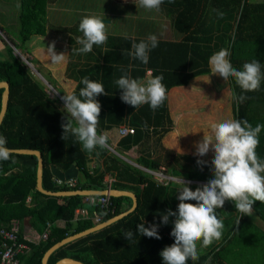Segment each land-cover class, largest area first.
<instances>
[{
    "label": "trees",
    "instance_id": "1",
    "mask_svg": "<svg viewBox=\"0 0 264 264\" xmlns=\"http://www.w3.org/2000/svg\"><path fill=\"white\" fill-rule=\"evenodd\" d=\"M19 2L18 35L14 28H10L11 32L1 30L12 36L10 43L14 47L24 49L33 37L45 36L50 29L46 11L50 0ZM155 12L163 19H159V25L168 27L167 37L152 25L155 14L151 11L148 12L152 16L151 21H143L149 25L138 21L143 24L141 28L136 27L141 37L107 36L105 44L94 46L93 51L87 54L77 51L81 47L76 43L77 37H81L78 29L64 28V32L71 34L67 76L77 82L72 94L79 96L80 89L84 87L81 83L84 77L102 83L107 95L97 97L101 104L98 133L128 123L135 133L121 139L118 152L131 150L153 139L157 143V152L153 154L151 149L141 152L136 159L139 166L151 170L164 167L170 174L184 177L189 182L207 183L212 178L210 162L176 154L161 145V140L174 127L168 93L173 88L189 87L197 78L212 74L209 58L222 48L229 50V60L237 70H242L244 63L258 60L264 72V0H174L172 3L164 0L160 10ZM219 12L223 13V18L218 16ZM56 31L62 32L58 28ZM147 34L157 36L159 44L149 52V62L144 64L128 53L132 51L131 44L147 40ZM90 61L94 63L90 64ZM149 71L152 78L155 75L164 77L162 83L166 86L167 98L163 106L153 111L148 104L135 109L124 103L120 99L122 90L118 89L115 81L122 75L141 81ZM228 81L232 91L233 118L247 120L253 127L264 125V80L259 91L252 92H242L232 77ZM0 82H8L10 86L0 135L6 137L7 147L11 149H32L42 153L44 189L52 192L103 191L111 187L132 190L138 199V207L133 213L59 248L50 256L49 264H56L66 257L85 264H163L160 252L175 242L170 235L175 217H170L167 225L161 223V218L168 209L178 210L177 186L173 182L167 185L156 183L139 167L110 153L107 148L86 152L71 133L65 134L63 139L62 124L65 117H70L61 107L60 100L51 98L43 85L34 79L10 44H6L0 53ZM2 93L3 89H0V111ZM234 94L245 95L248 99L238 103L233 99ZM256 151L264 160V128L259 133ZM92 157H104L103 165L92 167ZM198 159L207 163L198 165ZM12 160L15 162L0 164V227L11 229L14 223L23 224L28 219L42 235L47 223L50 224L48 239L38 244L29 243L31 251L20 257L21 264H41L44 254L53 245L97 225L95 214L100 216L99 223H102L132 207V199L126 196L110 197L112 212H106L99 204L86 202V196L42 194L37 190V157L14 153ZM73 163L79 171L78 178L72 185L58 183L51 166L65 171ZM107 175L116 178L111 186L105 182ZM188 186L192 190L197 187L193 184ZM78 209L81 211L79 218L76 215ZM253 209L252 216H241L234 203L226 201L223 208L217 209L218 218L224 223L222 239L214 242L207 254L199 255L197 261L189 259L187 264H237L233 259L230 262L227 256L230 252L237 259L244 256L248 264H264V204L256 201ZM141 223L145 227L158 224L161 239L136 234L127 241L123 233L128 230L136 233L137 225ZM21 231L22 226L18 235L20 242H24Z\"/></svg>",
    "mask_w": 264,
    "mask_h": 264
},
{
    "label": "clouds",
    "instance_id": "2",
    "mask_svg": "<svg viewBox=\"0 0 264 264\" xmlns=\"http://www.w3.org/2000/svg\"><path fill=\"white\" fill-rule=\"evenodd\" d=\"M169 3L174 0H168ZM164 0H138V5L146 10L159 11ZM21 5L18 3L17 8ZM218 16L223 18V13ZM79 31L82 36L76 43L81 45L77 49L79 53L87 54L93 51L94 46H101L107 42V25L98 16H85L79 23ZM157 36L149 35L147 40L131 44L132 51L128 54L142 63L149 62V52L158 47ZM46 55L53 65L61 64L66 55L57 54L55 44L48 46ZM230 52L222 48L213 53L209 58L212 74H218L227 81L230 77L242 92L259 91L261 81L264 80L261 63L258 60L244 63L242 70L233 67L229 60ZM163 75H155L147 82L140 81L122 75L115 81L121 91L120 99L133 106L135 109L148 104L155 111L163 106L167 98L166 86L162 83ZM84 85L76 94H68L62 97L64 109L68 117L62 124L63 139L65 134L71 133L82 145L86 152H93L97 148L103 150L108 147V134L98 133L100 122L101 104L97 100L100 95H107L102 83L84 77L81 81ZM238 103L248 99L245 95H233ZM264 125L257 124L253 127L247 120H225L211 125L203 139L196 144V155L203 157L212 151L214 158L211 161L212 178L207 183L192 190L185 180L176 182L182 187L177 191L179 195L178 210L168 209L162 214L161 223L167 225L170 217H175L170 233L174 237V243L166 246L161 252L163 264H187L188 260L197 261L199 252L198 242L207 248L214 242L222 239L224 223L218 218L217 209L223 208L226 201L234 203L236 211L241 216H252L253 205L256 201L264 204V160L257 154L259 145V133ZM14 150L7 147V139L0 135V164L11 161ZM206 161L197 160L198 165L206 164ZM186 201H195L188 203ZM158 224L144 223L137 225V232L125 231L123 236L127 241L134 235H142L148 238L161 239L158 234Z\"/></svg>",
    "mask_w": 264,
    "mask_h": 264
},
{
    "label": "rangeland",
    "instance_id": "3",
    "mask_svg": "<svg viewBox=\"0 0 264 264\" xmlns=\"http://www.w3.org/2000/svg\"><path fill=\"white\" fill-rule=\"evenodd\" d=\"M94 1H96V3H93ZM1 2H6L7 5L9 6L12 5L13 8L10 7L9 9H7V16L9 15L8 17L9 19H11L10 21H12L14 26H17L18 13L16 11L17 8L15 6V3L13 4L12 0H11V3L9 0H2ZM63 5H64L65 10H67L68 12H71L70 17L72 18L75 17V14L73 13L74 11L76 12L77 9L81 11V9L79 8L81 5L86 6L85 11L88 10V12L90 11L94 12L96 10L100 11L102 9H105L106 11V10L111 9L112 11H115L117 13L120 11L122 12L124 11L126 13L128 12L136 13L138 12L136 9L140 7V6L139 7L137 6V8L136 6H129L125 8L110 7L109 3L107 5L104 4V0H63L62 6ZM140 9H142V11H140L142 13L141 14L137 13L136 16L137 17L142 16V22H143L145 21V17H143V15L145 14L146 16L148 12H151V11L146 10L143 7ZM153 11L155 14V19L153 18L155 23L152 25L157 26V29L160 30L161 34L167 35L168 27L166 25L163 26V24L159 25L160 24L159 19H162V17L159 15V13L157 14L155 10H152V12ZM68 12H65V13H68ZM93 16L95 15L93 14ZM61 20L63 21V18H61ZM124 20L125 19L123 18L121 19L111 18L113 25L111 24L112 28L110 30L114 32V35H120L118 33H123V29L127 31V29L128 30L136 29L137 26L138 28H141L143 24L149 25V23H145V22H143V24L142 23L140 24V22L138 23L130 22L129 23L127 21L121 24L119 22V21H124ZM130 20H135V18H130ZM62 21H59L58 25L60 23L64 25L65 23V26L74 27L72 22L70 21L62 22ZM106 25H107V29H109L108 27L111 26L109 23ZM18 30H19V27L17 26L16 27L17 35H18ZM131 33L134 34L133 30L131 31ZM3 35L4 34H2L1 37ZM147 35L149 36V34ZM4 39L1 40L3 43L0 44V47L4 48V45L6 44L8 45L10 44L11 46H13L10 43V40H7V39L4 40ZM37 43L42 44L40 45V47H45L47 44L52 45L54 43L56 47L55 49H57L55 51H59V52L61 51L59 49L63 47L64 49H67L68 44H69L67 40V36H62V38L60 39L59 37L48 39V40H45V38L39 39ZM57 47H60V48L58 49ZM2 48L0 49L2 50ZM24 49H21V52H17V51L15 52L22 60L23 58L31 57L30 55H27L25 51H23ZM41 51L43 52V53L42 52L40 53L41 55L35 56L38 60L37 62L39 66H37L36 62L32 60V63L35 66L34 67L28 66L29 68L28 67L27 68L30 69L29 71L31 72L34 79L39 81L43 85V87L47 90V92L51 94L50 95L51 97L58 98L60 100L61 105H62L61 107L64 108V102L61 100L62 94H65V93L67 94L70 88L69 87L65 88L64 84L62 85L59 82L57 84L54 83L48 76H46L43 73V71L41 70V67L43 68L41 64L42 61H44L43 58L45 59V61H47V63L50 62V60L48 56L46 55V51H47L46 48H44ZM65 53H66L65 54L66 60L69 62L68 52H65ZM66 60H64L62 63L65 64ZM54 73L56 74V72ZM61 76H62V71H61ZM57 77H58V74H57ZM59 81H61L60 78H59ZM54 84H56V86ZM173 92L174 93L171 97L172 101H170L171 110L173 112V116L180 117L181 122H180V129H179L180 135L178 136L174 135L175 137L173 138L175 139L172 142L179 143L180 144L178 146L179 149L180 150L183 149L185 152H188L190 154L188 156L202 158L211 163L212 159L214 158V153L212 151H209V153L206 154L205 156L199 157L196 155V144L203 139L204 132L207 133L210 130L212 124L220 123L225 120L234 119L233 111H232L233 109L232 91L230 89L229 81L228 80L225 81L223 77L219 76L218 74H210L204 78H200V79L193 81V85L190 86V88H184L182 90L173 91ZM179 179H182V177L177 178L176 181ZM183 179L185 180V182H189L185 178ZM190 184H193L198 187L202 184H205V182L194 181V182H190Z\"/></svg>",
    "mask_w": 264,
    "mask_h": 264
},
{
    "label": "crops",
    "instance_id": "4",
    "mask_svg": "<svg viewBox=\"0 0 264 264\" xmlns=\"http://www.w3.org/2000/svg\"><path fill=\"white\" fill-rule=\"evenodd\" d=\"M1 1H0V41L2 39H4V38H5L4 40H6V39L10 40V38H12V36H10V34L6 33L7 31H3L1 29L3 28L5 30H8L9 32H11L13 30V28H14L13 31H16V27L17 26H14L12 21H10L11 19H9V17H8L9 15L7 16V9H9L10 7L11 8H13V7H12V5L9 6V5H7L6 2H1ZM9 1L11 3V0H9ZM12 3L13 4L15 3L16 8H17V4L18 3L20 4L19 0H15V2H14V0H12ZM93 3H96V1H94ZM108 3L110 5V7H116V8H121V7L125 8V7H129V6H136V8H137V6L139 7L138 0H104V4L107 5ZM62 4H63V0H50V2L47 4V8H46L48 26L50 27V29L47 31L45 36L33 37L29 42H27L25 44V49L23 51H25L27 53V55H30L32 57V58L30 57L31 58V63H32V60H34L36 62V64H37V66H39V64H38V62H37L38 60H37V58L35 56L41 55L40 54L42 52L41 50H43L44 48H46V50H47L48 46H50V45L47 44L45 47H40V45H42V44L41 43H37V41L39 39H44L45 38V40H48V39H53V38H58V37L60 39V38H62V36H67V40H68L69 37L71 36V34L68 33L67 31H65V32L63 31L64 28H69L70 26H65V23H64V25L62 23H60L58 25V22L62 21L61 18H63L62 22H68V21L72 22L74 27H76L78 29V31H79V23L82 20V18L85 17V16H88V15L93 16V14L95 16L103 18L102 20H104L106 24L109 23L110 25L112 24L111 18H117V19L123 18V19H125L124 21H119L121 24H123L126 21L129 22V23L130 22H136L137 23L138 21H142V16L141 17H137L136 16L137 13H140V14L142 13V12H140V11H142V9H139V8H142V7H139L138 9L135 8L138 11L136 13H130V12L126 13L124 11L123 12L120 11V12L117 13L115 11H112L111 9L110 10H106V11H105V9H102L100 11L96 10L94 12H91V11L88 12V10L85 11L86 10L85 9L86 6L81 5L79 7L81 9V11L77 9L76 12L75 11L73 12L75 14V17H74L75 20H74V18L70 17L71 16V12H68L67 10H65L64 5L62 6ZM16 11L19 14V8H17ZM143 11H145V10H143ZM65 12H68V13H65ZM143 17H145V21H148V20L151 21V18H152V16L149 15V14H147L146 16L144 14ZM146 17H147V19H146ZM69 18H70V20H69ZM130 18H135V20H130ZM112 25L108 27L109 29H107V36H123V37H125V36L141 37L142 36L137 29H131V30L127 29V31H125L123 29V33H118L120 35H114V32L110 30L112 28ZM12 26H14V27H12ZM10 28H12V30H10ZM56 28H58V30H62V32L61 31H56ZM132 30H133L134 34L131 33ZM80 33L82 34V32H80ZM2 34H4L5 36L3 35L4 37L3 36L1 37ZM81 34H80V36L83 35V34L82 35ZM162 36L163 37H167V35H164V34ZM2 43L3 42L1 41L0 44H2ZM0 48H2V47H0ZM12 48L14 50V53L16 51L17 52H21V49H17L14 46H12ZM57 48L59 49L60 47H57ZM4 49H5V45H4V48H2V50L0 49V53H2L4 51ZM55 50H57V49H55ZM59 50H61L60 52L63 53V54H66L65 52H68V55H69V48L64 49V47H63V48H61ZM60 52L56 51V53H58V54H60ZM43 60L44 61H42V63H41L42 66H43V68L41 67V70L43 71V73L46 76H48L54 83L57 84L59 82L62 85L64 84L65 88L69 87L70 89H69L67 94L65 93L66 95L72 94L73 91H75V89L77 87V82L75 80H73V79L68 78V76H67L68 61L65 59L66 60L65 64L62 63V64H59V65H53L50 62H48L49 63L48 64L47 61H45L44 58H43ZM93 63H94V61H90V64H93ZM32 66L34 67L35 65L32 63ZM63 67H64V69H63ZM61 71H62V76H61ZM54 72H56V74ZM57 74H58V77H57ZM64 74H65V76H64ZM204 77H206V76H204ZM204 77H200V78H204ZM59 78L61 79V81H59ZM151 78H152L151 75H149L147 73V75L143 79H141V81L146 83L147 80H149ZM200 78H197V79H200ZM56 84H54V85L56 86ZM192 85H193V82L191 83L190 86H192ZM190 86L189 87L173 88L168 93L169 106H170V101H172L171 97H172V95L174 93L173 91H179V90H182L184 88H190ZM51 98H53V97H51ZM61 100L63 101L62 98H61ZM170 113H171L172 119L174 121V127H173V130L171 132H169L167 135H165V137L161 140V145L166 150L173 151L176 154L190 155L188 152H185L183 149H181V150L179 149V147H178L180 145L179 143L172 142L175 139L173 137L180 135L179 129H180L181 120H180V117L173 116V112L171 110V106H170ZM124 126H130V125L128 123H125L123 125H120L119 127L113 128L112 130L103 132V133H107L108 137H109L107 149L109 150L110 153L116 154L117 156H119L122 160L126 161L127 163L140 168L141 166H139L136 163V159L138 158V156H140L141 152H143L145 150H149V149L152 150L153 154L155 152H157V150H155L156 147H157V143L153 139H148L147 141L143 142L142 145L135 146L131 150L124 151V152H118L119 143H120L121 139L123 138L120 135V128L124 127ZM157 149H158V147H157ZM92 160H93V162L91 164L92 167H95V165H97V164L103 165V163H104V157H101V158L92 157ZM161 168H164V167H161ZM140 169L142 170V168H140ZM164 169H165L166 173L168 175H170L172 178H174L175 180L177 178L181 177V176H177V175H172V174H170V172L166 168H164ZM150 177L152 178V176H150ZM182 178H184V177H182ZM55 180H57V179H55ZM75 180L76 179H73V180H70V181H75ZM115 180H116V178H115L114 175H107L105 177V182H106V184H108V186L109 185L111 186V184L114 183ZM172 182L174 183V185L177 186L176 187L177 190H179L182 187V185L177 183L176 181H172ZM108 189H112V188L109 187ZM124 191H129V192L134 193L132 190H124ZM28 200H30V199H28ZM132 202H133V200H132ZM186 202L193 203V201H186ZM178 204H179V200L177 199L176 200V206L177 207H178ZM76 215H77L78 218H79V215H81V211L79 209L76 210ZM21 226H22V231L21 232H22V235H23L22 237H23L24 243H26L28 245H29V243L38 244L41 241V234H39L34 229V227L31 226V224H30L28 219H26L23 224H19V223H14L13 224V228L18 229L17 231H20ZM201 245H202V242H198L197 249H198L199 255L207 254L209 252V250H210V246L207 247V248H204ZM227 256H228V258L231 259L230 262H232V259H233L237 264H248V259L247 258L245 259L244 256H243L244 258L242 256H240L237 259L236 256L232 255V252H230ZM232 256H233V258H232ZM258 261H261V259H259ZM41 264H42V262H41ZM48 264H49V260H48ZM259 264H261V263H259Z\"/></svg>",
    "mask_w": 264,
    "mask_h": 264
},
{
    "label": "water",
    "instance_id": "5",
    "mask_svg": "<svg viewBox=\"0 0 264 264\" xmlns=\"http://www.w3.org/2000/svg\"><path fill=\"white\" fill-rule=\"evenodd\" d=\"M0 89H3L2 93V101H1V111H0V126L2 124V121L6 115L7 108H8V102L10 98V86L8 82H0ZM51 95V94H49ZM15 154H25V155H34L37 157L38 160V168H37V190L41 192L42 194L49 195V196H56V197H67V196H74V195H81V196H110V197H121L126 196L130 197L133 200L132 207L120 214L117 215L105 222L98 223L94 227L87 229L83 232L74 234L72 236H68L62 241L56 243L53 245L43 256L42 258V264H48V260L50 256L59 248L63 247L64 245L79 239L81 237H84L86 235H89L91 233H94L96 231H99L103 228H106L110 226L111 224L121 220L122 218L128 216L129 214L133 213L136 208L138 207V199L137 196L129 191L124 190H116V189H107L103 191H95V190H76V191H60V192H52L44 189L43 187V170H44V160L42 153L38 150H32V149H13ZM51 172L55 179L65 183L73 179H77L79 175V171L77 170L76 163H73L71 167L65 171H62L58 169L56 166H51ZM56 264H85L81 261L75 260L73 258H63L59 260Z\"/></svg>",
    "mask_w": 264,
    "mask_h": 264
},
{
    "label": "built area",
    "instance_id": "6",
    "mask_svg": "<svg viewBox=\"0 0 264 264\" xmlns=\"http://www.w3.org/2000/svg\"><path fill=\"white\" fill-rule=\"evenodd\" d=\"M18 56V55H17ZM23 58V57H22ZM26 66H31V58H23ZM150 75L151 72L149 71ZM135 133V129L131 126H124L120 128L121 137H126ZM144 172L152 176L153 180L162 185H167L169 182L176 181L170 175H168L164 168L160 170H151L144 167H140ZM58 183H63L57 180ZM74 181L65 182L72 185ZM86 202L92 204H99L101 208L105 209L106 212H112V202L110 196H86ZM100 216L95 214V222H100ZM47 229L41 235V240L48 239V228L50 224L47 223ZM31 251L28 244L20 242L18 231L15 228H4L0 227V264H21L20 257L26 255Z\"/></svg>",
    "mask_w": 264,
    "mask_h": 264
}]
</instances>
